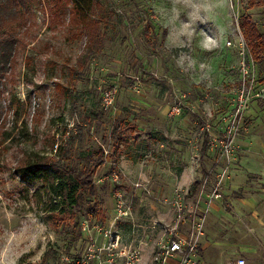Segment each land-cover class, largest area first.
Segmentation results:
<instances>
[{"label":"rangeland","instance_id":"374dc122","mask_svg":"<svg viewBox=\"0 0 264 264\" xmlns=\"http://www.w3.org/2000/svg\"><path fill=\"white\" fill-rule=\"evenodd\" d=\"M96 1L104 22L91 53L84 54L80 27L36 9L22 32L25 45L0 81V264L38 263L50 247L67 264H124L119 253L128 248L139 252L138 264H150L155 240L165 221L173 223L177 203L187 207L191 177H201L202 164L212 182L220 176L228 202L213 219L210 244L221 248L209 247L213 261L199 264H235L242 247L252 250L244 255L252 264L264 232L241 215L253 208L244 201L264 199V55L253 58L240 25L250 17L264 39V1ZM112 89L105 111L102 96ZM120 120L133 128L118 134L116 148L112 131ZM78 126L68 160L79 167L101 160L91 176L100 220L87 208H70L43 180L26 182L16 169L53 156ZM115 186L128 207L118 219ZM83 221L89 233L73 240ZM104 229L118 231V248H109Z\"/></svg>","mask_w":264,"mask_h":264},{"label":"trees","instance_id":"16d2710c","mask_svg":"<svg viewBox=\"0 0 264 264\" xmlns=\"http://www.w3.org/2000/svg\"><path fill=\"white\" fill-rule=\"evenodd\" d=\"M46 8L52 12V16L57 20L80 27L85 40V55L91 53L95 47L100 45L104 9L96 0H0V81L11 70L17 48L25 45L21 37L22 32L31 24L35 16V10H44ZM240 27L253 58L259 59L260 56L264 55V39L258 32L256 25L250 17H245L241 21ZM20 28H24L23 31H19ZM144 31L146 32L145 34L150 31L149 25ZM96 117L100 118V115H96ZM114 124L115 127L112 134H116L115 145L116 148H119L120 139L118 134L128 128L132 130L133 127L125 120L115 121ZM81 133V127L78 126L76 132L68 136L64 145H57L56 153L53 156L38 157L33 161L31 159L30 161L27 160L16 169L17 173L26 182L38 179L43 180L48 190L53 192L70 208L76 211L87 208L91 217L100 220L103 219V211L98 208V191L91 181V176L94 167L99 166L101 160L95 163L94 167L89 164L79 167L78 165H72L68 160V154L72 149L75 137H79ZM207 140L208 135L204 132L202 154L208 149ZM102 153V150H97L94 155H98L102 159ZM202 169H205L203 164ZM200 186L201 180L199 179L192 183L190 187L191 197H195L198 194ZM54 208H56V205L53 206L52 210ZM81 234V230L78 229L73 235V240L78 239ZM35 264L67 263L60 261L59 257H56V250L50 247L43 253L41 260Z\"/></svg>","mask_w":264,"mask_h":264},{"label":"built area","instance_id":"2783aa9c","mask_svg":"<svg viewBox=\"0 0 264 264\" xmlns=\"http://www.w3.org/2000/svg\"><path fill=\"white\" fill-rule=\"evenodd\" d=\"M114 93L115 91L112 89L103 94L101 105L104 110L109 109L113 105ZM238 111L239 108L237 112ZM233 127L234 125L231 124L228 128L225 143L222 145L226 152H229L231 141L229 136L231 135ZM219 177L212 184L210 191L206 193L204 206H200L199 200L191 206L187 204V207L182 201L177 203L178 207L174 223L172 225H163L159 236L154 242L150 264H199V239L203 234L208 208L213 200L222 197L220 192L222 183L221 178ZM113 194L116 199L115 207L117 214L115 219H118L126 215L128 207L123 199V194L116 186L113 188ZM185 221L189 223L190 231L186 235H178L176 230L178 229L179 224ZM98 229L102 230V227ZM80 230L84 235H87L89 233V224L86 221H83L80 225ZM103 231L104 237H108L110 240L109 248H118L120 242L118 231L115 229L113 231L104 229ZM124 250L126 252H123ZM119 254L124 256V264H138L140 261V258L138 257L139 252L135 248H128L127 250L123 249ZM80 264H89V262H81ZM236 264L248 263L246 259L239 257L236 259Z\"/></svg>","mask_w":264,"mask_h":264},{"label":"crops","instance_id":"0c3cea01","mask_svg":"<svg viewBox=\"0 0 264 264\" xmlns=\"http://www.w3.org/2000/svg\"><path fill=\"white\" fill-rule=\"evenodd\" d=\"M204 165V164H203ZM246 170L245 172L247 174L252 173L254 174V169H244ZM201 172V177H196V174L191 177V173L189 170H187L186 172L184 171L183 174H185L186 176L191 177V185L195 180H201V186H200V190L198 192V194L195 197H191L190 193H189V199H188V205H193L197 200H199L200 206H204V201H205V196L206 193H208L211 189L212 184L215 182V180L212 182L211 181V169H200ZM206 181V182H205ZM226 185V180L223 181V185ZM190 185V186H191ZM227 187V186H226ZM225 187V188H226ZM227 194V193H225ZM228 202V199L225 200L223 198H219V199H215L211 202L209 208H208V213L206 216V220L204 223V228H203V234L200 236L199 239V244H200V260L203 259L204 262H212V258L209 257V255L207 254V250L208 248L212 247V246H216V250L218 251L219 248H221V245L218 243V241H216L217 243H212L210 244V239L214 236L213 230L214 227L213 225L215 224V222L213 221L214 217H216V214H220L223 211V207L224 204ZM262 205V207H264V199L262 200H254L252 199L251 201H244L243 205L247 206L248 208L250 206H253V208H249L250 212L247 211L246 213L243 212V214L241 215V218H243L244 221L247 220V217L245 216L246 214L249 215V217L253 218V221L258 222V226L257 229L261 232H264V220H262V218H259V215L264 214V208H261V212L260 210H258L256 207H258V204ZM249 221V220H248ZM165 225H172L174 223H169L168 221H165ZM190 231V226L188 222H182L179 224L178 229L176 230V233L178 235H186L188 234V232ZM250 249L242 247L240 250V253L244 254L245 256H247V252H249ZM252 251V250H250ZM253 253L255 254V260H252V264H264V247L256 245L255 248H253ZM239 256V257H243L245 259V256ZM248 257V256H247ZM246 261L248 262V259H246ZM236 264V262H235Z\"/></svg>","mask_w":264,"mask_h":264}]
</instances>
